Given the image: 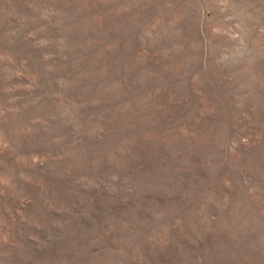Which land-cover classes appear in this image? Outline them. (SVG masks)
I'll return each mask as SVG.
<instances>
[{"label":"rangeland","instance_id":"374dc122","mask_svg":"<svg viewBox=\"0 0 264 264\" xmlns=\"http://www.w3.org/2000/svg\"><path fill=\"white\" fill-rule=\"evenodd\" d=\"M0 264H264V0H0Z\"/></svg>","mask_w":264,"mask_h":264}]
</instances>
